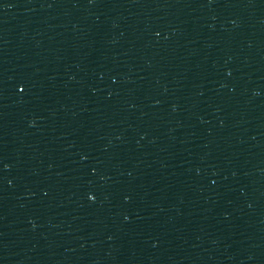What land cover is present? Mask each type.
<instances>
[{
  "label": "water",
  "instance_id": "obj_1",
  "mask_svg": "<svg viewBox=\"0 0 264 264\" xmlns=\"http://www.w3.org/2000/svg\"><path fill=\"white\" fill-rule=\"evenodd\" d=\"M50 264H264V0H102Z\"/></svg>",
  "mask_w": 264,
  "mask_h": 264
},
{
  "label": "snow or ice",
  "instance_id": "obj_2",
  "mask_svg": "<svg viewBox=\"0 0 264 264\" xmlns=\"http://www.w3.org/2000/svg\"><path fill=\"white\" fill-rule=\"evenodd\" d=\"M21 87H23L22 85H21ZM91 195V194H90Z\"/></svg>",
  "mask_w": 264,
  "mask_h": 264
}]
</instances>
